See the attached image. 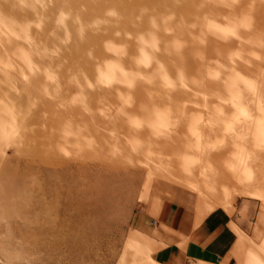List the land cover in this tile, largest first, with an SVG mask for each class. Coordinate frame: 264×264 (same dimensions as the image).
Instances as JSON below:
<instances>
[{"label": "bare ground", "instance_id": "1", "mask_svg": "<svg viewBox=\"0 0 264 264\" xmlns=\"http://www.w3.org/2000/svg\"><path fill=\"white\" fill-rule=\"evenodd\" d=\"M126 3L138 10L124 8ZM61 12L68 17L63 25L58 23ZM149 34L160 41V51L150 68H138L137 37ZM109 45L124 46L127 55L109 51ZM262 47L264 0H0V219L19 199L32 196L34 186L40 194L53 193L62 214L77 212L79 206L87 211L94 185L102 184L91 177L86 161L93 155L135 160L149 172L161 150L170 154L182 144L193 155H182L180 175L190 171L207 193L215 184L224 189L228 184L234 186L232 193L251 194L260 186L258 178L249 177L248 188L241 190L234 181L246 178L231 170L217 174L209 155L221 146L217 137L227 140L241 129L256 145L264 144V126L247 118L251 103L264 108V82L252 77L250 55ZM107 62L145 79L135 81L140 84L136 90L135 85L105 87L97 82V70ZM159 65L176 82L175 89L163 87ZM181 75L186 87L180 85ZM151 91L158 96L151 97ZM165 98L180 104L161 111L167 130L160 121L157 127L136 119L118 123L144 118L151 103ZM79 104L89 120L74 110ZM101 105L110 108L97 110ZM187 130L197 135L183 142ZM75 152L82 159H74ZM110 161L97 170H120ZM90 178L96 184L90 185ZM144 242L132 245L144 250ZM147 264H153L151 259Z\"/></svg>", "mask_w": 264, "mask_h": 264}, {"label": "rangeland", "instance_id": "2", "mask_svg": "<svg viewBox=\"0 0 264 264\" xmlns=\"http://www.w3.org/2000/svg\"><path fill=\"white\" fill-rule=\"evenodd\" d=\"M127 5L128 3L124 8L127 7L129 10H135L137 7H135V4ZM212 17L214 19V16ZM259 42L253 43V48L257 49L258 44L260 45ZM250 55L252 77L264 82V69H262L264 47ZM138 85L140 84L135 85L134 90L138 89ZM119 88L128 89L125 85H121ZM155 91H151V97L156 98L158 96ZM109 102L110 106L112 100H109ZM173 103L168 99L160 103L155 101L150 104L151 108L148 112H151L144 118L138 117V119L137 116H131L125 120H119L118 123L124 121L129 124L136 119L143 124H155L157 127L159 123L157 113L180 106V104ZM109 106L101 105L97 110L102 108L109 110ZM138 106L139 104H137ZM182 108L180 107V110ZM74 110L78 112L80 118L82 116L87 118L81 109V104L75 105ZM227 113L233 114L230 109H227ZM247 116L250 121L264 126V108H261L260 105L251 103L247 110ZM87 120L89 119L87 118ZM182 120L187 125V115L184 114ZM207 122L208 120L205 121V124ZM187 131V134L182 136L183 138L177 134L176 137L181 138L183 142L191 140L194 134L192 131ZM243 131L241 129L231 132V136L228 135L227 140L217 137V144L221 146L209 156H211L210 159L214 163L212 165L216 168L214 171L217 174L226 175L231 171H235L240 172L246 178L244 184L234 181L241 190L248 188L247 185L250 182L246 183V180L252 177L255 180L258 178L256 184L260 186L253 187L251 194L239 195L232 193L234 186L228 184L225 189L223 186L220 187L215 184L216 186L212 190L214 194L212 192L207 193L204 191V187H200L203 186V183H198L195 175L190 171L183 170L184 175H180V167L184 164L182 163V155L187 157L193 155L190 150L191 147L183 144L170 154H166L161 150L158 163H154L149 172L144 166L140 165V162L135 160H128V158L117 160L112 157L113 160L110 161L93 155L86 161L90 163L94 172L91 177L96 176L97 181L101 179L102 184L97 183L96 189V185H94L96 184V181L94 182L95 178H90L89 183L94 187L87 200L88 204H85L88 212H81L79 206L77 212L69 215L68 213L62 214L56 206L60 202L53 196V193L45 195L46 193L43 192V194L41 191L40 194V191L36 192L37 189L34 186L32 196L28 195L29 198L22 197L19 199L17 203H14L16 207L13 205L15 208L11 211L12 213L9 212V215L7 214L4 219H0V264H147L150 259V250L145 242L149 243V241L146 238V229L142 228L144 223L140 215L142 203L147 194V184L151 179L156 178L169 180L182 188L188 186L193 188L192 190L196 193L198 191L202 201L207 202V204L198 202L197 212L199 214L209 213L214 209L221 208L229 214L238 212L242 218L247 216V221L254 227L253 232L258 233L255 238L258 241L264 240V237H261V228H264V144L256 145L251 135L246 131L243 133ZM171 132L173 133H170L169 137H175L173 126H171ZM230 145L231 147H229ZM75 154L74 159H82V154L78 152H75ZM28 155L31 156V153L28 152ZM51 157H56V155ZM109 161L113 163L112 166L118 167L120 170H116L117 172H114L113 169L109 171L97 170V168L104 167V163L108 164ZM123 164L126 170L121 171L120 165ZM214 181L217 182L218 180ZM231 183L232 180L229 179V184ZM29 186L33 187V183L29 182ZM77 205L82 204L78 202ZM210 206L215 207L210 209ZM16 208L18 211H16ZM42 210L43 212H40ZM137 240L145 241L144 250H139L141 248L132 245ZM260 250L261 252H258V250L250 252L249 260L252 264H264V257H262L264 246ZM131 258L133 262H130Z\"/></svg>", "mask_w": 264, "mask_h": 264}, {"label": "crops", "instance_id": "3", "mask_svg": "<svg viewBox=\"0 0 264 264\" xmlns=\"http://www.w3.org/2000/svg\"><path fill=\"white\" fill-rule=\"evenodd\" d=\"M151 180L140 218L152 247L153 264H252L250 252H261L264 240L255 238L258 233L253 232L247 216L242 218L238 212L229 214L221 208L199 214L198 202H207L197 190L160 178Z\"/></svg>", "mask_w": 264, "mask_h": 264}, {"label": "clouds", "instance_id": "4", "mask_svg": "<svg viewBox=\"0 0 264 264\" xmlns=\"http://www.w3.org/2000/svg\"><path fill=\"white\" fill-rule=\"evenodd\" d=\"M109 15H115L114 12H110ZM68 17L65 13H60V18L58 20V23L63 25L65 20H67ZM155 27V24L153 25ZM119 35V34H117ZM67 34L65 43L67 42ZM137 43L139 45L138 57L135 58V63L138 68H144L148 69L152 66L155 56L154 53H157L160 51L159 44L160 41L157 39V37L154 34H149L147 37L144 35H140L137 37ZM108 50L115 52L116 54L120 56L127 55L125 47L124 46H114L109 45ZM161 70L160 79L162 81L163 87L167 89H175L176 88V82L173 81L166 72L163 71V65H159ZM98 80L97 82L105 87H112L115 84H121L125 85L128 88H133L135 85V81L137 79H145L144 76H142L140 73L136 72H130L125 70V68L120 65L119 63H113V62H107L103 68H98ZM218 76V74H217ZM148 83H151V80L147 81ZM180 85L183 87H186L183 81V76L180 77ZM91 87V85H89ZM157 120L160 121V127L167 130L168 124L166 122V113H157ZM194 135H197L196 132H193ZM67 155L68 153L65 152Z\"/></svg>", "mask_w": 264, "mask_h": 264}]
</instances>
